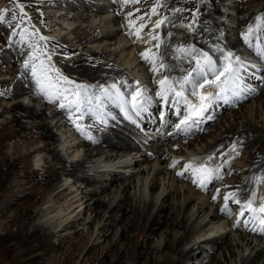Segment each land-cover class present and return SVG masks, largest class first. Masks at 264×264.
I'll list each match as a JSON object with an SVG mask.
<instances>
[{
  "label": "rangeland",
  "instance_id": "obj_1",
  "mask_svg": "<svg viewBox=\"0 0 264 264\" xmlns=\"http://www.w3.org/2000/svg\"><path fill=\"white\" fill-rule=\"evenodd\" d=\"M96 1H99L98 4H96ZM185 1V7L191 3L190 11L183 8L181 12H175L172 9L167 12L163 5L164 0H159L161 6L156 8L157 14H152L151 10L157 4V0H139L136 3L131 2V0H128L127 3H125V0H70L68 4L64 3L62 11H60L64 15L67 14L68 18H64V22L62 19L55 18L56 22H53L52 19L42 18V16H45L44 13L50 11L45 0H0L2 10L8 9L5 20L0 22V264H28L29 261L32 262L30 264H81L83 250H74L73 247L80 244L77 243L78 239L72 238L69 233L77 231L76 229L79 231L83 229L86 233L91 226L96 232L105 221L104 219L99 222L100 224L98 222L94 225L88 224L89 221L96 218H94V213L92 215L86 208L88 204H91L85 198L86 183L77 182L75 177H67L65 173L59 171V180L48 186L46 185L48 179L46 178V171L49 170V167L58 168L61 165L53 159L51 152L36 151V149L48 145L46 139L42 138L43 131L40 127L38 128V125H42L44 122L51 123L52 132L57 136V139L51 141L52 144L49 148L57 147L67 164H70L73 160L83 159L86 148H80L79 151L73 148L67 152L63 148V142L66 139L64 136L73 137L81 145L86 141V137L76 127L79 124L80 128L84 130L80 123V112L75 115L74 123L68 118L65 111L62 109V111H58L60 108L58 101L51 102L48 101L46 95L39 97L33 93V88L38 86L36 78L32 75L31 64L27 68L25 67L27 60L33 55V44L38 45L42 50V52L37 53L40 59L36 60L35 63L39 64L41 59L49 56V61L60 62L55 66L60 72L62 71L61 73L65 72L63 75L75 82L82 80L85 85L89 86L88 94L89 97H92L91 105L85 104L84 108L88 109L93 116L104 120L108 125L110 124L108 127L114 132L128 137V142H131L133 147L137 148L130 154L129 151L125 152V150L114 152L108 147H101V150L97 148L99 151L95 150L93 153L95 158L87 160L82 167L83 171L85 167V170L89 171L86 173L90 175L92 173H102L110 169L104 164L106 157L115 155L117 152L120 154V156L116 154L114 157H122L121 160H116L113 164L114 168H111L123 174L127 173L128 176L124 180L131 178L127 183L131 182V187L126 188L125 191L118 189V194L121 197L119 196L116 202L121 198H131L130 200H132L136 212L144 213L150 217H154L159 212L160 204L164 202L166 209L161 213L159 212V215L164 218L174 208L171 205L170 198H174V203H177V205L180 198H182L184 206L181 211L177 210L174 215L178 222L182 221L184 214L186 216L195 203L196 206L192 213L198 210L201 202L206 203L205 207L211 204L212 211L217 210L222 213L225 210L227 212L224 215L225 223L221 221L214 225L221 229L202 238L203 240L211 239L218 237V235H221L220 233L228 235L227 239L233 244L231 250L236 255L230 260L229 258L234 254H230L228 250H226V259L220 249L213 250L209 248L210 245H206L208 248L207 255H210V251L215 253L218 259L222 258L224 262L222 264H247L244 261L249 259L252 248L259 244L260 240L264 245V224L260 223V218L264 217V214L258 212L256 217H253L251 212L245 210L244 215L241 216V207L235 204L231 205L235 199H239L241 204L252 199L253 192L256 193V198L252 207L258 209L264 203V195L261 192V188L264 187V180L260 181L259 186L249 195L242 196L237 189L243 185L246 176L251 175V178H254L260 174L264 175V171H262L264 165L260 166L263 169L255 166L257 158L264 160V151H258L255 147L256 144H253L247 138L229 135V132L238 131L239 128H264V22L257 19L262 16L264 0H223L226 7L222 17L224 36L230 42L241 39V43L232 48L233 50L230 49L229 52L232 53L230 58L232 66L239 69L240 85L236 90L238 94H228V98L231 99L233 104L229 103V107L219 114L214 113L211 119L212 122L205 128L204 132L198 136L195 135L191 140L178 138L161 141L150 134L148 129H145L146 132L141 134L136 126L131 121L129 122L128 113L132 103L131 99L129 102H125V97V99H128V97L139 93L138 96H142V100L145 102L146 108L144 103L143 107L145 109L149 107L152 110L157 106L155 109L157 111L162 104V99H159L160 94L163 95L166 87L161 86L160 81L167 76L176 89L180 90L179 81L195 67V59L191 63L192 56L199 57L202 52L212 55L206 48L196 46V43H198L196 35L202 34L199 32L202 29L194 24L198 23L197 20L203 13L202 5L205 0H180L182 5ZM17 4H22L24 13H26L22 22V14L16 7ZM87 7L89 9H85ZM90 8L92 9L90 10ZM100 8L101 11H105L104 14L98 13ZM240 10H244L242 12L244 14L242 18H245L244 21L239 20ZM129 13L132 15H129ZM12 17H16V19H12ZM140 17L143 19H138ZM165 17L168 18L167 21L161 27L155 28L157 21ZM172 19L175 25L173 29L182 36L183 41L173 44V50L176 51L175 54L177 53L176 66L172 67L174 63L171 61L168 64L169 67L171 66V70L165 74L164 69L159 67L160 61L163 59L162 56L161 58L159 56L160 48L155 47L159 40H152L151 36H158L160 32H164L167 24ZM54 25L55 27H51ZM141 25H144V27L141 28ZM187 25H191V29L186 27ZM250 27L253 29L251 33H249ZM24 29H27V32ZM111 30L118 33L114 39L108 40L102 45L92 44L91 46L90 42L94 40L93 37H102ZM40 36L46 37V39L40 40ZM80 38L84 40L79 41ZM125 43L127 45L126 49L123 47ZM180 47L186 49L194 47L199 52H193L191 55L182 54L177 51ZM104 48H107L111 53L104 57L99 55V62L103 64L108 62L120 68L128 79L125 82V90L120 91L122 95H117L116 89L111 88V85L115 84L119 89L114 81L109 80L107 82L106 80L97 83L95 78H88L87 75L77 73L75 70L70 72L63 68L65 64L76 61L81 56L89 57L91 50L101 53ZM16 49H18V53H13ZM255 51H257V55L254 53ZM142 53H147L148 59H145L141 55ZM121 54L122 57H119ZM153 61L156 62L158 71H153ZM162 62L164 64V61ZM165 68L167 67L165 66ZM212 78L209 77V79ZM26 81H30L33 86L25 87ZM142 84L146 86V90L141 86ZM104 88H107L111 95H104ZM200 91L205 95L208 92L213 95H223L214 86L209 85H206ZM127 93L128 97L126 96ZM23 94L28 95L26 98H30L32 104L31 106H29L30 103L25 104L24 108H34L35 105V108L39 111L47 109L45 117H37L29 121L20 119L21 114L16 104L20 101L18 98ZM164 95L167 99L166 103L174 105L177 101L171 95V91L167 90ZM185 95L194 103H199L196 97L189 94L187 85H185ZM28 99L26 102H28ZM168 99L170 100L168 101ZM177 102L179 103V101ZM218 102L221 104L222 100H214L212 106ZM183 105L185 104L183 103ZM117 108L122 109L127 123L122 113L117 111ZM102 109L109 115L114 113L119 122H110V118L101 112ZM52 111L57 115L55 121L51 120L50 117ZM55 124H57V127H54ZM95 147L92 144L91 150ZM76 152H79L77 156ZM122 153L124 154L122 155ZM257 154L260 156L257 157ZM209 157H212V159H209ZM39 160L42 162L38 166L37 162ZM130 161L132 166L126 168L125 162ZM253 163L255 164L253 165ZM188 164L197 168L203 165L205 168L211 169L212 172L209 177L205 178L194 173L191 169H186L185 165ZM258 168L259 173L256 174ZM143 170L146 173H143ZM81 172L78 176H81ZM181 172H183V175L178 174ZM67 178L68 180H66ZM145 180L148 183L146 187H142L141 184ZM181 183L184 184L182 190H180ZM151 184H156L161 193L163 191L161 196H159L160 192L154 194L150 190ZM91 189L93 188L90 187ZM95 189L99 190L96 187ZM59 192L63 196L55 198ZM229 193H235L234 197L230 196L227 200V208L234 206L232 210L225 208L224 196ZM167 195L171 197L167 199ZM107 196L101 194L96 198L101 200L106 198L108 201ZM157 196L160 198L158 202L156 201L158 204L151 210L148 207ZM73 198L82 201L68 209L70 200ZM198 198H201V200L198 201ZM240 198H243V200ZM205 209L209 210L208 208ZM63 213L67 215L65 219L69 216L80 215L83 221H81L78 228L72 229L71 232L64 233L61 229L58 232L55 229L56 221ZM134 220L132 215L128 226L133 225ZM207 220H209V217ZM228 222L231 226H226L229 225ZM38 224L44 226L45 232H51L53 235L40 243H34L33 245L35 247L39 245V248L33 252L32 248L34 246L25 245V239L31 236L33 227ZM188 225H191V223L189 222ZM245 226H249L253 231L247 234L254 241L250 248L244 247L242 250L239 246V234H235L232 230L241 231L244 230ZM165 227L164 225L162 229H159L157 235L153 238V245L156 249L163 248L168 236H171L170 230L168 228L166 230ZM134 229L133 227L132 231L129 230L130 232H128L125 227L124 231L128 232L129 237H133L136 235ZM171 229L177 230V228ZM180 233H183V231L179 230ZM190 247L192 245L183 248ZM123 248L125 247L123 246ZM242 251L243 254H241ZM34 255H40L41 258L34 262L32 261ZM205 256H199L197 261L194 259L187 262V264H197L202 259L207 263L210 257L205 258ZM157 258L159 257L157 256ZM92 260L93 256H89L83 264H96V261Z\"/></svg>",
  "mask_w": 264,
  "mask_h": 264
},
{
  "label": "bare ground",
  "instance_id": "obj_2",
  "mask_svg": "<svg viewBox=\"0 0 264 264\" xmlns=\"http://www.w3.org/2000/svg\"><path fill=\"white\" fill-rule=\"evenodd\" d=\"M42 1H44V0H42ZM45 1H47L46 3L49 6L50 11L44 13L45 16H42V18L52 19L53 22H56L55 18L62 19L63 22L65 21V19L68 18L67 14L64 15L63 13H60V11H62L64 3L68 4V1H70V0H45ZM73 1H85V0H73ZM86 1H88V0H86ZM97 2H99V1H96V4H98ZM205 2H207V3H205ZM205 2L202 5L203 6V13L200 16V18L197 20L198 23L194 24V25L198 26V28L202 29L201 31H199L202 34H200V35L195 34L197 42H198V43H196V46L199 48L204 47L207 50H209L212 53V55H209V56L212 57L213 61L216 62L217 67L220 68V67H222V65L225 64L224 63L225 62V56L230 52V49H232V48L236 47L238 44H240L241 39L237 40L236 42H230V40H228L224 36L222 17H223V11L226 7L223 4V0H205ZM185 4H186V1L182 5L180 0H164V2H163L164 8L167 12L171 11V9L174 10L177 8H179V9L185 8L187 11L188 10L190 11V9L192 7L191 3H189L188 4L189 6H187V7H185ZM123 5L126 6L125 3H123ZM85 9H89V8L87 7ZM91 9L92 8H90V10ZM0 10H2L1 5H0ZM101 10L102 9L100 8L98 13L104 14L105 11H101ZM242 12H244V10L243 11L240 10V16H239L240 19L239 20L244 21L245 18H242V16L244 17V14ZM89 13H90V11H89ZM261 14H262V16H264V9H263ZM96 18H97V15H96ZM173 19H175V18H173ZM173 19L167 24V28L164 30V32H160V34L157 33L159 36L158 42L160 45L159 46V48H160L159 56H160V58L162 56L163 59H161V60L164 61V65L167 67V68H165V67L163 68L165 71L164 72L165 74H167L168 71L171 70L170 69L171 66L169 67V65H168L171 61H173V63H174V64H172V67L176 66L175 60L177 57V53L175 54L176 51L173 50V44L178 43L179 41L181 42V40H182V36H180L178 34V32H176L173 29L175 26L173 24ZM51 27H55V25L51 26ZM117 34L118 33L116 31L111 30V31H109V33L105 34L102 37L95 36L92 38L94 40L93 41L91 40L92 42H90L91 46H92V44L93 45H97V44L102 45V44L108 42V40L111 41L112 39H114L117 36ZM83 40H84L83 38L79 39V41H83ZM126 46L127 45L125 43L123 45V47H125L124 49H126ZM97 49L99 50V48H97ZM16 52L18 53V49H16V51L15 50L13 51V53H16ZM197 52H199V50ZM108 53H111V51H108L107 48L102 49L101 53H97L95 50H91V55L89 57L81 56L80 58L76 59V61L65 64L63 66V68H64V70H67L70 72L75 70L77 73L87 75L88 78H95L97 83H99V82L102 83L103 81H106V80H107V82L109 80L114 81L118 85L120 91H123V90H125V82H126V80H128L125 77L124 72L120 68H118L114 65H111L108 62H106L105 64L99 62V55L104 57V56H107ZM119 57H122V54ZM193 57L194 56H192V58H191V63H192V60L194 59ZM41 58H42V56H41ZM186 58H188V57H186ZM30 59H28L27 61H29ZM41 60H44L46 64L50 65V70H51L52 76L55 77V73H54L55 69H56L55 64H59L60 62L54 63V62L49 61V56L44 57ZM182 66H183V64H182ZM69 79L72 80L71 78H69ZM76 83L84 84V82L82 80H78V81H76ZM24 86L25 87H27V86L32 87L33 84L30 81H26ZM141 86L146 90V88H145L146 86H144V84H142ZM33 89H34L33 93L37 94L39 97L45 96V94L41 91L39 86H36ZM152 89H154V88H152ZM88 92H89V89H88ZM88 92H87V95L89 96ZM143 93H144V91H143ZM208 93H210V92H208ZM145 95H146V93H145ZM27 96L28 95L23 94L21 97L23 98V100L26 101L28 99V98H26ZM29 99H28V103H30ZM34 99H36V98H34ZM31 101H32V99H31ZM48 101H50L49 98H48ZM58 102L60 103V101H58ZM34 104H35V102H34ZM31 105L32 104L30 103L29 106H31ZM24 106H26V105L23 103L22 100H20L18 102V104H16V107L19 108V112L21 114V116H20L21 120H28L29 121V120H32L33 118L42 117V116L45 117V115H46L45 113H46L47 109L45 111H39L35 108L36 107L35 105H34V108H24ZM61 109L63 111H65V113L68 115V118L71 116L72 121H75V115L80 112V115H81V119H80L81 122L80 123H81L82 127L84 128V130L82 128H79V129H80L81 133L86 137V141L84 142L83 145H81V143L76 142L75 139H73V137L69 138V136H67V137L64 136L66 138L65 142H63L64 147H63V145H61V147H63L64 150L66 149L67 152L73 148H75L77 151H79L80 148H86L84 158L81 160H73V161H71L70 164H67V161H65L64 158L61 156L60 152L57 150V147L50 149L51 147L49 148V146H50V144H52L51 141L56 140L57 136H55V134L52 132L53 127L50 126L51 123L47 124L44 121H43L44 123H42V125H38V128L40 127L41 130L43 131L42 132V138L46 139V142H48L47 143L48 145L43 146L41 148H38V149H36V151L37 152L38 151H40V152H42V151L51 152L53 159L58 161L59 165H61L58 168H56V167L50 168L49 167V170L46 171V178H48L46 180L47 186L49 184H51L52 182L59 180V176H58L59 171L61 173H65V176H67V177H69V176L75 177L77 179V182L86 183L85 189L87 190V192L85 193L86 194L85 198L88 199V202H91V204H88L86 208L88 209V211H90V213H92V215L94 213V218H96V219H93L92 221H89L88 224L94 225V223H97V222H98V224H100L99 222H101L105 219V221L100 226L98 231L95 232L93 230V226H91L86 233H84L83 229L81 230L82 232L79 231L78 229H76L81 224V221H83V219L80 218V215L69 216L68 218L65 219V217L67 215H64V213H63V214H60L59 219H57V221H56L57 224L55 226V229L58 232L60 229L64 233L67 231L71 232L72 229H74V228L77 230V231H73L69 234L72 238L78 239L77 243L82 245L81 247H80V245L73 247L74 250H76V251H80V250L82 251L83 250L82 251L83 254L81 253V255H82L81 264H83L85 262V259L86 258L88 259L89 256H93V260L96 261V264H187V262L194 260V259H195V261H197V259H199L197 257L204 256V255H206L205 258L210 257L209 258L210 260L207 263H205V261L201 258L202 260H199V263H197V264H222V263H224L222 261V258L218 259L217 256H215V253H213L211 251H210V255H207L208 248L206 245H210L209 248H211L213 250L214 249H220V252L222 251V253L224 254L223 257L226 259H227L226 250H228L230 252V254H234V256L231 255V258H229V260L236 256L235 253L233 252V250H231L233 244L231 243V241H229L227 239L228 235L220 233L221 235H218V237H214L211 239H205V240L202 239L203 237H206L207 235H212L216 230L221 229V228L214 226V225H216L217 223H219L221 221H224V219H225L224 215L227 214V212H225V210L222 213L218 212L217 210L212 211V208H211L212 205L211 204L208 205L207 207H205L206 203L201 202V204H199L200 207L198 208V210L194 211L192 213V211L195 209V206H196V203H195L190 208V210H189L190 212L188 211V214L186 216L184 214L182 221L178 222L177 218L174 217V215L177 213V210L181 211L183 206H184V204L182 203V201H183L182 198H180L178 205H177V203H174V198H172L169 195L166 196V197H168L167 199H169L171 197L170 198L171 205L174 208H172V210L168 214V216H165L164 218H162L161 215H159V212L161 213L162 211H165V209H166L164 202H162L160 204V208L158 209L159 212L157 211L158 213L156 215L154 214L155 215L154 217L146 216L144 213H139V212L137 213L133 204H132V200H130L131 198L130 199L127 197L121 198L118 202H116L117 198L119 196L121 197V195L118 194V189H123V191H125L126 188L131 187V184H130L131 182H129V184H127L131 178L124 180L128 176L127 173L123 174V173H120L118 170L113 169L114 168L113 164L115 163V161L118 159L121 160V158H122V157H116L115 158L114 156L116 154L120 156V154L117 152L115 155L109 156L107 153L108 156L104 160V164L107 165L108 167H110V169L103 171L102 173L101 172L100 173H92L91 172L92 174L90 175V174L86 173L89 171H87V169L85 170V167H84V171H83L82 167L84 164H86L87 160H89L91 158H95L93 153L95 150L99 151V150H97V148L100 149L101 147H108V148H111L114 152H116V150H120V151L125 150V152L129 151V154L131 152L135 151V149H137V148L133 147L131 142H128V139H127L128 137H125L124 135H123L124 136L123 137L118 132L117 133L114 132L110 127H108L110 124L108 125L107 123L104 122V120H101L100 118L93 116V114L88 109L83 107L80 109L79 112H70L67 108H61L60 107L58 111H62ZM101 112H103L107 117L110 118V122L111 121L119 122L118 117L114 113L112 115H109L104 109H102ZM50 115H51L50 116L51 120L55 121L57 115L53 111L50 113ZM42 120H43V118H42ZM54 127H57V124H55ZM237 130L238 131H232L231 130L232 132H229V135L232 137H238V138L242 137L244 139L247 138L253 144H256L255 147L258 149V151H260V152L264 151V128H239ZM227 140H228V138H227ZM92 144H94L96 146L93 150H91ZM78 153L79 152H76V156ZM123 154L124 153H122V155ZM254 154H256V153H254ZM102 155H103V153H102ZM259 156L260 155L257 154V157H259ZM255 161H256V164L253 163V165L255 164V166L260 167L261 165H264V160H262V159L257 158ZM41 162L42 161L39 160L37 162V165L39 166V164ZM101 163H103V162H101ZM131 164H132L131 161L125 162L126 168L131 167L132 166ZM125 165H124V167H125ZM111 167H113V168H111ZM260 169H263V168L260 167ZM81 170H82V172H81ZM150 171L152 172V169ZM262 171H264V170H262ZM79 172L82 173V174L80 173L81 176H78ZM142 172L146 173L145 170H143ZM257 173H259V168L256 171V174ZM99 176H100V179H99ZM252 176H253V174H252ZM66 180H68V178ZM262 180H264V175L260 174L259 176L257 175V177H254V178H251V175H248L244 178L243 185L237 188L238 192L242 196L249 195L259 186V182ZM147 183H148V181L145 180V182H142L141 186L146 187ZM181 185L182 186L180 187V190H182L184 188V184L181 183ZM90 187H92L93 189L90 190ZM95 187L98 188L99 190H96ZM114 187H116V188L114 189ZM157 188L158 187L156 184H151L150 190H152L154 192V194L159 193L160 189H157ZM261 190H262L261 191L262 195H264V187L261 188ZM162 193H163V191H162ZM162 193L159 194V196H161ZM101 194L108 195L107 196L108 201L106 200V198H105V200H101L100 198H98V199L96 198V196L101 195ZM62 196H63L62 193L59 192L56 194L55 198H60ZM159 196L154 198V200L152 201V204L148 208H150L151 210L153 208H155V205L158 204V203H156V201L158 202V200L160 199ZM243 198H240V199L243 200ZM73 199L70 200V205H69L68 209L72 208L75 204L82 201V200H78V199H74V201H73ZM200 200H201V198H198V201H200ZM233 204L241 207V205H237L236 203H232L231 205H233ZM177 206H178V208H177ZM233 207L231 206L232 209H233ZM205 208H208L209 210H206ZM179 211H178V213H179ZM71 214H72V212H71ZM132 215H133V218L135 219L134 224L131 226H128V223L130 222V217H132ZM179 215H180V213H179ZM185 217H186V219H185ZM208 217H209V220H207ZM189 222L191 223V225H188ZM186 223H187V225H186ZM224 223H225V221H224ZM228 224H229V222H228ZM44 225H47V224H44ZM164 225L166 226L165 227L166 230H168V229L170 230L171 236L170 237L168 236V240L166 241L163 248L156 249L153 245V238H155L158 230L162 229ZM123 226H125L127 228L128 232H130L129 230H131L134 227L135 228L134 230L136 231L135 232L136 235L133 237H129L128 232L126 233V231H124L125 227H123ZM226 226H231V225L229 224ZM171 228H177V230L171 229ZM252 229H254V228H252ZM172 230H174V231H172ZM179 230H182L183 233L179 234ZM233 230H232V232H235V234H239V239H240L239 246L241 247L242 250L244 249V247L250 248L253 245L254 240H251L249 235L247 234V233L253 232L251 229H249V227L245 226L244 230L242 229L241 231H237V230L233 231ZM262 232H259V233L261 234ZM52 235L53 234L51 232H45L44 231L43 225H41V224L35 225L33 227L32 232H31V236H28V238L25 239L26 240L25 245H27V244L33 245L34 243H40L41 241L51 237ZM209 238H210V236H209ZM259 242H260L259 244L255 245L252 248V252L249 255V259H246L244 261V263H247V264H260L261 263V264H264V245L262 244L261 240ZM244 244H246V245H244ZM189 245H192V247L183 248V247H186ZM123 246L125 248H123ZM38 248H39V245L36 247L34 246L32 248V251L35 252L38 250ZM81 248H83V249H81ZM28 250H30V249H28ZM253 253H254V255H253ZM241 254H243V251L241 252ZM157 256L159 258H157ZM39 258H41L40 255H36V256L34 255L32 261L37 262L36 260H38ZM30 262L31 261H29L28 264H30ZM227 262L229 263V261H227Z\"/></svg>",
  "mask_w": 264,
  "mask_h": 264
},
{
  "label": "snow or ice",
  "instance_id": "obj_3",
  "mask_svg": "<svg viewBox=\"0 0 264 264\" xmlns=\"http://www.w3.org/2000/svg\"><path fill=\"white\" fill-rule=\"evenodd\" d=\"M128 0H125L127 3ZM131 2L136 3L139 0H131ZM161 6L159 4V0H157V4L152 8V14L156 13V8ZM16 7L19 9L21 15V22L23 16H26L24 13V8L22 4H17ZM175 12H181L182 9H174ZM8 12V9L0 10V22H3L6 18L5 14ZM129 15H132L129 13ZM12 19H16V17H12ZM138 19H143L142 17ZM167 17L157 21L155 28L161 27L166 21ZM258 20L264 22V16L258 17ZM131 23V22H130ZM184 26V25H181ZM141 28L144 25L140 26ZM189 29H191V25H187ZM27 32V29H24ZM253 29L249 28V33H251ZM35 35V33H33ZM40 40H45L46 37L40 36ZM152 40H159V36L152 35ZM159 43L155 45V47L159 48ZM33 55L29 61L25 63V67L27 68L29 64H31V72L33 77L36 78L37 85L40 87L41 91L49 98L51 102L60 101L61 108H67L70 112H79L81 108L84 107L85 104L91 105L92 97L87 95L89 86L76 83L73 80H70L69 77L63 75L59 69H55V77H53L50 73V65L46 64L44 60H40V63H35L36 60L40 59L37 55L38 52H42L38 45L33 44ZM178 52L182 54L191 55L193 52L197 50L194 47L191 48H178ZM145 59H148L147 53L141 54ZM232 54L228 53L225 56V64L223 67L218 68L216 62L213 61L212 57L208 55L207 52L201 53L199 57H193L195 59V67L192 68L191 71L185 75L181 81H179L180 90H176V87L169 81L168 77L165 76L164 79L160 81L161 86H167V90L174 93L175 96L179 97L181 101L187 105L188 115L185 116L181 124L188 125L189 121L192 123H196L197 121L193 119V117L208 119L210 118L209 108L212 105L214 100H226L228 94H238L237 89L240 85V77H239V69L234 68L231 63ZM160 68H164L162 60L159 64ZM159 69L156 67V62L153 61V71H158ZM213 77L209 79V77ZM185 85L188 86V91L191 96L197 98L199 103H193L192 100L185 95ZM206 85L214 86L220 94L223 95H213L212 93H208L207 95L201 92V89H204ZM111 88L116 89L117 95H122L120 90L117 88L115 84L111 85ZM104 95H111L107 88L103 89ZM137 95L132 96L131 103L133 107L139 103L137 100ZM209 113L208 115H205ZM71 119V116L69 117ZM75 123V121H73ZM76 127L79 129L80 125L77 124ZM179 127V126H178ZM212 159V157H209ZM175 166V165H173ZM186 169H191L194 173L200 174L203 177L207 178L210 176L212 170L205 168L203 165L200 167H194L191 164L185 165ZM179 175H183V172L178 173ZM234 197L235 193H229L224 196L225 200V208L227 209V200L229 197ZM256 198V193H252V199L247 200L243 204L239 199H235L234 203L237 205H241L240 215H244V211L248 210L252 213L253 217H256L257 213L264 214V203H262L259 208L252 207L254 200ZM260 223L264 224V217L260 218Z\"/></svg>",
  "mask_w": 264,
  "mask_h": 264
}]
</instances>
